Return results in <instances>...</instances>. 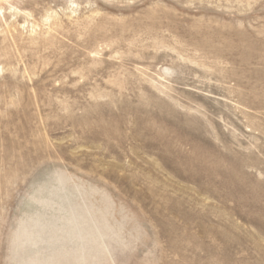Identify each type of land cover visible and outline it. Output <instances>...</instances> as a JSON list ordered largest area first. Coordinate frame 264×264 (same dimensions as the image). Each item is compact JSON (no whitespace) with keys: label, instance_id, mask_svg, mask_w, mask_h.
Wrapping results in <instances>:
<instances>
[{"label":"rangeland","instance_id":"obj_1","mask_svg":"<svg viewBox=\"0 0 264 264\" xmlns=\"http://www.w3.org/2000/svg\"><path fill=\"white\" fill-rule=\"evenodd\" d=\"M0 264H264V0H0Z\"/></svg>","mask_w":264,"mask_h":264}]
</instances>
